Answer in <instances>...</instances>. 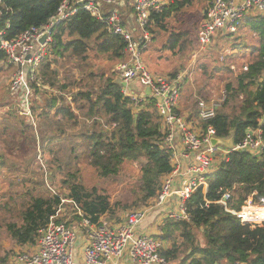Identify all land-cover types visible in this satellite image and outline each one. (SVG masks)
<instances>
[{"label":"trees","instance_id":"1","mask_svg":"<svg viewBox=\"0 0 264 264\" xmlns=\"http://www.w3.org/2000/svg\"><path fill=\"white\" fill-rule=\"evenodd\" d=\"M62 1L2 0L0 29H5V37L12 39L31 26H44L55 15ZM204 1L206 11L210 0ZM191 2L168 0L160 12L151 13L150 34L156 37L169 31L161 46L163 50L176 53L191 41L188 29L169 28V20L182 13ZM128 10L132 11L131 7ZM238 28L249 32L253 39L250 44L241 35H235L237 30L220 33L218 38L231 40L232 54L249 51L251 59L236 75L235 81L225 83L222 105L215 116L203 124V128L207 124L212 125L219 138L231 137L233 144L242 141L248 128L255 129L264 115V14L249 15L243 24L238 23ZM51 38L46 57L38 68L37 80L43 86L57 90L58 94L49 93L45 104L38 108L41 107L46 116L54 109L56 116L75 118L76 113L71 111L69 104H65L63 97L69 83L60 82L54 63L66 53L85 60L90 47L109 59L123 60L126 43L122 38L109 34L102 21L82 9L56 23L52 27ZM88 75L93 79V86L90 83L80 85L85 87H79L71 97L76 109L86 110L91 121L87 128L75 134L79 149H83L82 155L99 176L116 174L126 161L138 162L139 193L125 205L120 201L112 202L103 191L96 187L89 189L76 181L75 173L64 181L68 186L65 194L54 192L43 196L27 193L17 220L6 223L10 239L19 246L33 245L38 230L66 204L73 207L75 213L89 217L92 223L101 222L104 215L113 216L119 210L146 205L156 196L162 177L172 171L171 150L165 144V132L161 129L153 101L148 99L144 107L134 113L130 98L122 91L121 81L113 74L89 72ZM171 76H175L174 73ZM260 127L264 140V124ZM31 140L34 141V138L31 137ZM5 164L0 153V168ZM227 192L231 196L228 205L234 210H238L248 199L264 203V151L261 156L247 151H230L209 172L207 186L198 187L185 200L188 219H163L157 238L166 243L160 248V254L167 262L264 264V223L241 224L217 202ZM75 216L78 220L79 216Z\"/></svg>","mask_w":264,"mask_h":264},{"label":"built area","instance_id":"2","mask_svg":"<svg viewBox=\"0 0 264 264\" xmlns=\"http://www.w3.org/2000/svg\"><path fill=\"white\" fill-rule=\"evenodd\" d=\"M168 0H132L129 24L123 13L125 0H63L55 15L41 27L31 26L19 36L7 39L5 29H0V63L13 67L8 85L9 93L18 99L20 116H30L29 81L37 82L35 76L52 41V27L74 15L79 9L89 13L105 24L107 32L122 38L125 43L124 59L117 66L123 93L130 98L134 113L141 110L148 99L154 103L165 132V144L171 150L172 171L163 176L156 196L142 208L133 209L119 222L101 220L92 223L82 213H74L76 224L60 221L51 216L47 224L38 230L33 251L18 254L17 264H77L76 244L81 246L82 264H120L124 255L135 264H168L160 254L162 241L157 235L138 230L140 222L154 208L163 207L170 198L177 199L175 207L166 211L163 219H188L184 202L198 187L207 186V176L215 165L232 151L239 149L256 156L264 151L261 125L264 115L255 129L248 128L245 136L232 147L212 145L211 138H219L212 125L203 124L212 119L222 101L200 99L188 114L179 111L182 74L164 76L150 72L142 60V51L150 41L148 29L150 15L160 12ZM129 7V5H128ZM127 7V8H128ZM3 2L0 0V16ZM264 14V0H210L197 29L198 51L204 50L217 33H234L239 21L251 14ZM8 22L6 27H8ZM45 35L44 42L39 38ZM38 84V82H37ZM230 193H224L217 202L234 215L241 224L264 223V203L248 199L238 210L228 205Z\"/></svg>","mask_w":264,"mask_h":264},{"label":"rangeland","instance_id":"3","mask_svg":"<svg viewBox=\"0 0 264 264\" xmlns=\"http://www.w3.org/2000/svg\"><path fill=\"white\" fill-rule=\"evenodd\" d=\"M127 3V7H131L132 0ZM205 3L204 0H192L182 13L169 20V28L172 26L175 30L186 28L190 31L191 41L186 43L182 51L172 53L162 49L169 31L161 32L156 37L151 35L148 47L142 51V60L150 72L164 76L182 74L179 111L183 114L193 113L196 102L200 99H220L225 83L235 81L236 75L251 59L249 51L232 54L231 40L219 39L220 33L216 34L204 50L198 51L194 34L205 13ZM127 7L123 11L125 15L130 13ZM247 17L242 18L239 23L243 24ZM235 35H241L249 44L253 40L245 29L238 28ZM86 55V59L81 60L66 53L54 63L60 82L69 83L66 94L62 95L65 97V104H69L71 111L76 113L75 118L68 115L56 116L53 114L54 109L46 116L42 108H38L45 104V100L50 97L49 93L53 91L58 94L57 90L43 86L37 80L39 70L35 76L38 84L33 80L29 81L31 115H18V99L8 91L13 67L0 63V153L6 161L5 166L0 168V264H17L14 258L18 254L33 251L32 245L15 244L6 231V223L17 220L22 204L27 200V193L43 196L54 192L65 194L68 186L64 181H68L73 173L76 181L89 189L96 187L103 191L112 202L120 201L125 205L139 193L141 180L138 162L126 161L116 174L99 176L88 164L82 155L83 149H79L77 144L75 134L87 128L91 121L86 110L76 109L71 97L80 85L90 83L93 86L89 72L113 74L120 80L117 66L123 61L109 59L107 55L97 53L93 47H90ZM63 201L67 202L65 199ZM143 206L128 207L119 210L116 215H104L102 219L107 222L123 220L130 211ZM74 213V208L66 204L56 217L60 221L76 224Z\"/></svg>","mask_w":264,"mask_h":264},{"label":"crops","instance_id":"4","mask_svg":"<svg viewBox=\"0 0 264 264\" xmlns=\"http://www.w3.org/2000/svg\"><path fill=\"white\" fill-rule=\"evenodd\" d=\"M124 13V12H123ZM132 11L128 15H126L128 18H130ZM227 139H232L231 137H228ZM177 202V199L175 197H172L167 201L163 207L159 208H154L151 211H149L144 219L140 222L138 230L142 233L145 234H150V235H158L160 233V227L162 225L163 221V216L166 211H169L172 207H175ZM83 243V239L81 237L78 238L77 244H76V262L77 264H82L83 259H82V251H81V246ZM164 241L162 244L164 245ZM166 245V243H165ZM31 249L33 248V245L31 246ZM120 264H135L130 262L127 259V256L124 255L120 261ZM168 264H177V261H170Z\"/></svg>","mask_w":264,"mask_h":264},{"label":"water","instance_id":"5","mask_svg":"<svg viewBox=\"0 0 264 264\" xmlns=\"http://www.w3.org/2000/svg\"><path fill=\"white\" fill-rule=\"evenodd\" d=\"M128 20H129L130 26H132L133 23H132L131 19L128 18ZM44 39H45V35H42L39 38V42L40 43L44 42ZM211 144L212 145L220 144L222 146L229 147V148L233 146L232 139H227V138H215V137H212L211 138ZM236 150H239V149H236Z\"/></svg>","mask_w":264,"mask_h":264}]
</instances>
